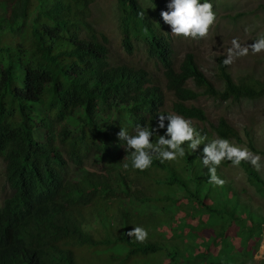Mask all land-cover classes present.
I'll return each instance as SVG.
<instances>
[{"label": "trees", "instance_id": "obj_1", "mask_svg": "<svg viewBox=\"0 0 264 264\" xmlns=\"http://www.w3.org/2000/svg\"><path fill=\"white\" fill-rule=\"evenodd\" d=\"M96 1L0 0V158L10 190L0 203V264L251 261L262 240L264 218L246 207L233 213L226 207L215 210L231 201L232 190L207 182L204 144L192 152L186 142L184 157L154 158L145 171L131 167L126 142L117 133L123 128L132 135L137 125L157 128L159 116L170 112L149 71L111 60L108 37L90 21ZM151 1L157 4L154 11L145 10L139 0H117L122 47L127 55L143 54L162 67L176 99L174 114L206 122L204 111L186 105L188 101L264 97V80H235L224 57L217 59L223 89L206 78L191 53L177 71L160 15L162 1ZM189 80L201 91L188 88ZM220 121L214 131L225 139L238 137ZM164 124L153 143L156 135L165 134L167 119ZM208 142L207 137L203 143ZM88 162L101 167L100 173L88 169ZM241 165L248 183L264 197V178L250 164ZM178 195L189 197L195 213L177 208ZM177 211L184 217L176 218ZM213 214L223 223H214ZM141 224L150 230L145 243L127 235ZM185 244L187 249L179 252ZM212 244L222 246L218 254L208 252Z\"/></svg>", "mask_w": 264, "mask_h": 264}, {"label": "rangeland", "instance_id": "obj_2", "mask_svg": "<svg viewBox=\"0 0 264 264\" xmlns=\"http://www.w3.org/2000/svg\"><path fill=\"white\" fill-rule=\"evenodd\" d=\"M148 1L145 0L147 5H149ZM168 2L169 0H162L164 11L167 10ZM214 2L217 9L216 21L210 27L206 37L193 40L171 34L176 53V70L179 71L180 63L188 53H191L195 56V61L206 78L217 89H223V82L218 76L217 59L220 57L226 59L228 57V50L232 48L233 39L238 40L242 46H246L253 43L259 36L264 35V0H214ZM116 3L117 0H97L91 9L92 15L90 21L98 31L103 32L109 38L110 57L112 56L115 62L143 67L147 61L145 55L136 54L135 56L127 57L123 52L121 36L115 20ZM232 16H238V18L231 19ZM167 27L171 32L170 25L167 24ZM148 66V71L153 76L155 82L160 85L164 94V109L170 113H174L172 108L176 99L174 94L167 89V82L161 66L153 61L148 63ZM228 66L229 72L235 80L246 76H255V78L264 80V52L253 54L249 49L247 55L237 57ZM187 87L197 92L201 91L192 80L188 81ZM186 105L195 106L204 111L207 117L206 122L191 120L194 128L201 132L206 131L213 137L211 125H217L221 119H225L239 132L242 140V143H240L241 147L247 148L250 144L247 137L249 135L253 139L255 147V151H250L261 156V160L259 161L261 166L257 172L264 178V100H242L241 102L232 103L231 101L220 102L207 96H201L198 100L187 102ZM201 147L199 146L198 148ZM196 154L199 155L200 152L197 151ZM87 165L88 169L100 173L101 167L98 165L93 166L90 162ZM251 166L256 168L253 165ZM237 169L238 167L236 169L224 168V171L228 178L232 177L234 179V187L243 193L244 197L240 201L252 205V208L257 212L255 213L264 218V197L257 193L255 187L247 183V176L243 170ZM172 170L180 172V169L176 167H173ZM4 173L5 164L0 158V203L10 193L5 183ZM246 210L248 209L245 208ZM213 215L214 218L212 220L214 223L217 225L223 223L217 215ZM231 226L238 230L235 224ZM257 233L260 234V231H257ZM186 249L187 245L185 244L183 248L179 249V252ZM80 263L86 264V261L83 259ZM245 264H264V232L255 257L251 261H246Z\"/></svg>", "mask_w": 264, "mask_h": 264}, {"label": "clouds", "instance_id": "obj_3", "mask_svg": "<svg viewBox=\"0 0 264 264\" xmlns=\"http://www.w3.org/2000/svg\"><path fill=\"white\" fill-rule=\"evenodd\" d=\"M139 2L145 10L154 11L155 7H157V4L155 2H152L151 0L148 1L149 5L146 4L145 0H139ZM213 3L215 6L214 8L210 0H204L203 3H201V0H169L166 11H164L163 5H160V9H159L161 12L160 15L163 21L165 22L166 34L170 35L171 40L173 38L172 34L175 36H183L184 38H191L193 40L202 39L206 37L210 27L216 21L217 9L215 2ZM117 16L118 15L116 11L115 20H116L117 29L121 36V32L118 27ZM167 24L170 25L171 32L167 27ZM121 41H122V37H121ZM121 46H122V42H121ZM173 49H174V45H173ZM249 49L252 51L253 54L264 52V35L259 36L255 41H253V43L246 46H242L238 42V40L233 39L232 48L228 50V57L223 61L224 64L229 65L233 63L237 57L247 55ZM125 55L127 57H132L131 55H127L126 53ZM110 58L113 62H115L112 59V56ZM151 62L152 61L147 60L142 68H145L148 71V67H149L148 63ZM153 62L157 63L156 61ZM115 63H121V62H115ZM121 64L125 65V63H121ZM256 100L259 101L264 100V97ZM165 119H167L168 121L166 132L164 135H156L158 139L155 141V143H153L152 137L155 133H158L159 129L165 127L164 124ZM222 120L226 121L225 119ZM226 123L228 122L226 121ZM218 125L219 124L213 126H218ZM213 126L211 125L213 137L211 134L207 133L206 136L208 137L210 142L203 143L207 139V137L202 136L194 128L193 122L191 120L185 119L183 116L178 114L169 113L166 117L163 114L159 116L157 128H153L152 126L151 128H149L148 126L137 125L134 134L129 135L125 129L121 128L120 132L117 133V135L121 140L126 142L127 147L125 150L127 152H130L131 167L139 171H145L148 168H150L152 166L154 158L159 159L161 162H165V161H174L177 158L184 157L186 155V151L182 145H184L186 142L188 144V147L191 148L192 152L197 150L199 145L204 144L205 146L203 148L202 162L204 164L205 169L209 170L208 174L210 178L208 179L207 182L209 184L219 187H223V185H225L226 186L225 188H229L232 190V193L230 194L231 201L228 202L226 205H220L216 207L215 210L221 212V209L223 207H226L227 210L232 211V213L236 212L238 208H244V207L252 210L253 209L252 205H248L246 202L240 201L241 198L244 197V195L241 192V190L234 187L233 185L234 179L232 177L228 178V176L224 171V168L236 169L238 167L237 170L240 171L243 170V172L245 173V170L241 165L242 162H245L256 167L257 168V169L255 168L256 170H259L261 166L259 163V161L261 160V156L259 154H255L250 151V150L255 151V147H254V141L252 138L249 137V135H247V137L250 141V144L247 146V148L240 146L242 140L239 132L235 129L233 125L229 124L230 127H233L236 130V132L238 133V137L231 139L230 138L225 139L222 136H220L216 131L213 130ZM120 160L122 162L123 160L122 157H120ZM123 167L125 170H127L129 168V164L125 163ZM218 175L221 176V178ZM222 176H224L225 178ZM191 190L194 192V187H192ZM188 198L189 197H180V195L176 196L177 208H185L188 211L192 210L191 213H195L197 208L196 209L193 208L192 203L188 201ZM225 199L228 200L227 197H225ZM253 211L256 212L254 209ZM176 215H177L176 218L178 219L184 217V213L178 211ZM257 218L260 219L261 217L257 215ZM190 223H192V220ZM144 227L145 224L135 225L131 228L130 231L127 232V235L130 237H134V239L139 243H145L148 239L150 230L147 231V229H145ZM151 236L152 235H150L149 238H151ZM200 239H204V238L200 237L198 240ZM221 247L222 246H215L212 244L208 252L212 255L218 254L221 251ZM222 255L223 253H221V256ZM136 260L138 259H129L128 263L136 264L135 262Z\"/></svg>", "mask_w": 264, "mask_h": 264}]
</instances>
